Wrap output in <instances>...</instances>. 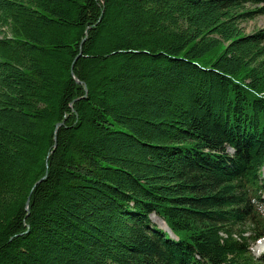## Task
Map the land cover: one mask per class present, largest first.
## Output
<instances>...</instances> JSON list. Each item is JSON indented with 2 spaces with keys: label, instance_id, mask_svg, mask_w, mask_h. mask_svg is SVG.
Segmentation results:
<instances>
[{
  "label": "trees",
  "instance_id": "obj_1",
  "mask_svg": "<svg viewBox=\"0 0 264 264\" xmlns=\"http://www.w3.org/2000/svg\"><path fill=\"white\" fill-rule=\"evenodd\" d=\"M260 3L0 0V264H263Z\"/></svg>",
  "mask_w": 264,
  "mask_h": 264
},
{
  "label": "rangeland",
  "instance_id": "obj_2",
  "mask_svg": "<svg viewBox=\"0 0 264 264\" xmlns=\"http://www.w3.org/2000/svg\"><path fill=\"white\" fill-rule=\"evenodd\" d=\"M262 6H264V3H260L257 5V7H262ZM247 8L252 9L253 6L247 5ZM241 27L245 33H249L254 30L264 28V13L257 14L256 16H254V18L242 22ZM263 178H264V167H263ZM149 218L152 224L151 227L154 226L156 229L161 230L164 233L165 232L167 234L169 233L168 229L165 228L166 224L162 217L152 213V215H150ZM257 248H259L260 250H258ZM250 250L251 253L255 256V258H261L264 264V236L261 239L252 242L250 246Z\"/></svg>",
  "mask_w": 264,
  "mask_h": 264
},
{
  "label": "bare ground",
  "instance_id": "obj_3",
  "mask_svg": "<svg viewBox=\"0 0 264 264\" xmlns=\"http://www.w3.org/2000/svg\"><path fill=\"white\" fill-rule=\"evenodd\" d=\"M258 250H260L259 248H257Z\"/></svg>",
  "mask_w": 264,
  "mask_h": 264
},
{
  "label": "water",
  "instance_id": "obj_4",
  "mask_svg": "<svg viewBox=\"0 0 264 264\" xmlns=\"http://www.w3.org/2000/svg\"><path fill=\"white\" fill-rule=\"evenodd\" d=\"M263 167H264V165H263Z\"/></svg>",
  "mask_w": 264,
  "mask_h": 264
}]
</instances>
